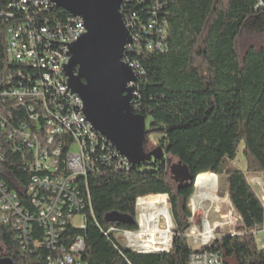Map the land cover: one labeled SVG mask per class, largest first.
<instances>
[{
  "label": "trees",
  "instance_id": "obj_1",
  "mask_svg": "<svg viewBox=\"0 0 264 264\" xmlns=\"http://www.w3.org/2000/svg\"><path fill=\"white\" fill-rule=\"evenodd\" d=\"M51 10V14L68 16L60 7ZM165 18L167 48L131 57L142 69L134 87V110L149 120L143 154L160 146L165 156L154 159L147 155L143 161L131 163L128 171L107 168L90 175L84 192L90 194L92 215L81 231L68 226L60 242L67 246L81 234L85 241L81 257L86 264H187L191 246L185 232L190 226L194 180V185L215 182V175H223L229 202L241 225L236 234L212 240L201 249L218 253L224 264H264V245L258 247L254 234L264 227V203L248 178L261 176L264 180V42L258 48L248 47L242 57L235 47L243 28L264 33V0H168ZM0 63L1 90L9 69L2 42ZM6 106L15 109L0 99V119L9 123ZM20 113L26 121L25 111ZM152 134L160 136L156 144L149 139ZM5 135L0 127L4 153L0 180L11 186V192L20 193L31 173L23 169L20 152L10 149ZM240 143L245 169L222 168L226 159H235ZM172 159L185 168L174 171L190 176L189 181L180 185L173 181L169 171ZM162 194L168 197L173 223L167 252H135L120 246L114 232H107L110 226L137 231L135 203L165 201ZM111 213L130 216L133 221L106 222L105 215ZM0 243L11 264H45L49 253L41 247L23 250L12 225L1 219Z\"/></svg>",
  "mask_w": 264,
  "mask_h": 264
},
{
  "label": "built area",
  "instance_id": "obj_2",
  "mask_svg": "<svg viewBox=\"0 0 264 264\" xmlns=\"http://www.w3.org/2000/svg\"><path fill=\"white\" fill-rule=\"evenodd\" d=\"M167 6L168 0H127V7L122 8L135 32V41L125 46L135 68L133 109L134 87L142 69L131 57L167 48ZM52 12L49 0H0V44L9 66L0 99L15 107H4L11 121L1 118L0 127L11 142L10 149L20 152L23 169L31 173L20 193L11 192V186L0 180V219L12 225L23 250H47L45 264H86L81 257L85 249L81 234L67 246L60 242L68 226L81 231V224L92 215L84 183L107 168L128 171L133 165L121 163L103 141L92 137L82 100L70 87H62L63 79L55 76V66L66 65L71 56L66 41L75 42L77 29L85 27L79 16ZM19 110L25 111L26 121ZM2 150L0 144V161L4 159ZM260 199L264 202L263 196ZM189 229L185 236L195 247H191L187 264H224L218 253L201 249L209 244L204 229L202 233L196 227ZM107 232L124 239L128 249L145 252L131 244L129 234L135 231L110 226Z\"/></svg>",
  "mask_w": 264,
  "mask_h": 264
},
{
  "label": "water",
  "instance_id": "obj_3",
  "mask_svg": "<svg viewBox=\"0 0 264 264\" xmlns=\"http://www.w3.org/2000/svg\"><path fill=\"white\" fill-rule=\"evenodd\" d=\"M49 1L81 17L86 30L69 44L71 56L64 74L72 92L82 100L87 121L132 164L143 161L147 155L162 159L165 150L160 146L148 154L140 152L146 133L145 120L132 107V89L127 85L134 81L135 75L122 61L125 46L131 41L119 11L122 0ZM176 167L185 170L174 164L170 169L172 179L178 185L189 181L190 176L174 171ZM104 220L122 224L133 221L130 216L114 213L105 215Z\"/></svg>",
  "mask_w": 264,
  "mask_h": 264
},
{
  "label": "rangeland",
  "instance_id": "obj_4",
  "mask_svg": "<svg viewBox=\"0 0 264 264\" xmlns=\"http://www.w3.org/2000/svg\"><path fill=\"white\" fill-rule=\"evenodd\" d=\"M263 42H264L263 32L251 31L246 28H243L238 34V36L236 37L235 47L238 51L239 57H242V55L244 54L245 50L248 47L252 46V47L258 48L262 46ZM148 123H149V120H146L145 127L148 126ZM159 138L160 136L156 134H152L149 137L150 141L153 144H156L159 141ZM140 152L142 153L141 149H140ZM174 164H175V160L173 159L170 160L169 171ZM227 166H233V167H236L242 170L245 169V162H244V157L242 153L241 143L237 147L235 159L234 160L226 159L224 163L221 165L222 168L227 167ZM215 176L217 179H212L215 182H212V181L207 182L209 184L217 186L216 187L217 200L215 202L212 203L208 199L199 200V199L193 198V195L195 192V185H194L195 180L193 183L194 191L189 201V207L191 210V217L189 218V222H190L189 228L192 229L196 227L202 233L204 229V224L207 223L209 227V232H205V235L206 237L209 238V243L212 240L220 238L224 235L236 234L241 225L240 218L236 215L228 199V195L226 191V177L223 175H221L220 177H217V175ZM248 178H249V182L252 184V186L258 193V195L260 197L261 196L264 197V180L262 179V177L261 176H249ZM173 181L175 182L174 179ZM149 200L150 199H145L141 203L148 202ZM163 200L168 202V212H169L168 197L167 199H163ZM136 211H137L138 230L135 232H138L140 230V224H139L140 213H139V210H137V208H136ZM161 222H163V220H161ZM172 228H173V223L171 220V226H170V233L172 234L171 241L173 238ZM254 234H255V241L258 247H261L262 245H264V227H262L258 231H255ZM187 241L191 247L192 246L195 247V245L192 244L191 239L187 238ZM117 243L120 246L125 247L124 239L118 238ZM0 264H11V262L4 256V248L1 245V243H0Z\"/></svg>",
  "mask_w": 264,
  "mask_h": 264
},
{
  "label": "bare ground",
  "instance_id": "obj_5",
  "mask_svg": "<svg viewBox=\"0 0 264 264\" xmlns=\"http://www.w3.org/2000/svg\"><path fill=\"white\" fill-rule=\"evenodd\" d=\"M53 6L56 5L51 2V7ZM125 6H127V0H122L119 11L122 15L124 26L126 27L131 37V41H135V32H133L132 24H129V18L126 17V15H123L122 13V8H125ZM63 11L68 14L67 17H76L74 15L69 14L64 9ZM80 25H84L81 17H80ZM85 31H86L85 28L77 29V38H79ZM73 42L74 41H66V48H68L69 44ZM122 61L127 63L132 68L135 75V68L131 66L130 60H128L127 47H125ZM64 67L65 65L55 66V76H58V78L63 79L62 87H69L67 83V77L64 74ZM132 84L133 81L129 82L127 86L132 88ZM90 131L92 133V137H95L98 140H102L104 142V145H106L108 149L112 150V153H114V156H116L117 160H120L121 163H127V165L131 164V162H129L124 156H122L113 146V144L110 141H108L103 135L97 132L92 127L91 124H90ZM216 187L217 186L209 184L207 182L198 183L195 185V192L193 198L199 200L208 199L213 203L217 200ZM0 203H3V196H0ZM136 205L140 213V218H139L140 230L138 232H132L129 234V239L131 241V244H135L142 250L150 251V252L167 251L171 241V234H170L171 220L168 212V202L153 201V202H145L141 204L138 203ZM161 220H163V222H161ZM83 228H85V223L81 224V229ZM204 231L209 232V227L207 223L204 224Z\"/></svg>",
  "mask_w": 264,
  "mask_h": 264
}]
</instances>
